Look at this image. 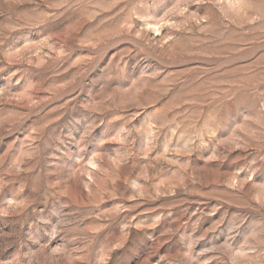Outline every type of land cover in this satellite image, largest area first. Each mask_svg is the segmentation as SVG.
I'll return each instance as SVG.
<instances>
[{
    "label": "rangeland",
    "instance_id": "374dc122",
    "mask_svg": "<svg viewBox=\"0 0 264 264\" xmlns=\"http://www.w3.org/2000/svg\"><path fill=\"white\" fill-rule=\"evenodd\" d=\"M0 264H264V0H0Z\"/></svg>",
    "mask_w": 264,
    "mask_h": 264
}]
</instances>
